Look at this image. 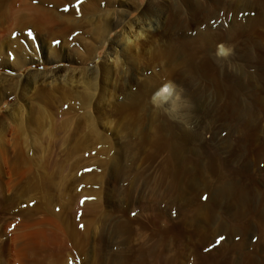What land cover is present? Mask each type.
Listing matches in <instances>:
<instances>
[{
	"label": "rangeland",
	"instance_id": "obj_1",
	"mask_svg": "<svg viewBox=\"0 0 264 264\" xmlns=\"http://www.w3.org/2000/svg\"><path fill=\"white\" fill-rule=\"evenodd\" d=\"M146 1L141 0L140 9ZM128 3L0 0V264H154L161 245L150 238V231L157 236L166 227L187 244L180 251L187 257H178L176 264H223L214 253L205 257L215 243L205 242V236L191 232L184 221L205 202L206 188H166L161 174L133 145L139 130L148 127L143 121L153 103L147 100L145 116L125 104L131 75V89L153 73L159 83L170 81L185 106L207 79L181 82L169 77L170 66L176 64L150 56L166 43V34L137 47L129 61L120 51L117 55L112 46L119 48L120 27L106 33L103 27L120 13L125 21L139 16ZM248 18L264 41V7L244 20ZM237 62L255 73L256 66L243 59ZM95 66L100 72L107 69L108 77L103 79L99 72L91 88L85 81ZM210 89L203 96L209 103L214 101ZM198 112L191 124H207L203 139L208 141L213 120L205 109ZM151 177L159 181L153 183ZM147 180L151 183L145 186ZM147 219L152 228L141 227ZM27 223L42 225L48 240L18 255L14 249L25 241H15ZM116 223L130 226L116 231Z\"/></svg>",
	"mask_w": 264,
	"mask_h": 264
},
{
	"label": "bare ground",
	"instance_id": "obj_2",
	"mask_svg": "<svg viewBox=\"0 0 264 264\" xmlns=\"http://www.w3.org/2000/svg\"><path fill=\"white\" fill-rule=\"evenodd\" d=\"M129 1L139 14L134 20L125 21L126 15L120 13L115 16L120 22L108 23V19L103 27L104 19L99 18L104 33L120 27L116 43L119 48L112 46L116 54L120 51L129 61L137 47H147L150 38L166 34V43L150 56L164 59L167 65H177L170 66L169 77L181 82L197 77L207 79L204 89L191 93L189 106H185L180 104L182 95L170 81L159 83L153 73L137 80L139 84L131 89L135 80L131 75L127 82V107L145 116L150 107L147 104L150 100L153 103L148 120L143 121L148 127L139 130L134 150L144 152L143 159L161 174L166 188H206L205 202L199 205V211L193 209L184 219L191 232L203 234L205 242L210 240L208 244L215 243L205 257L214 253L223 264H264V41L252 28L253 19L244 20L264 7V0H147L143 9L141 0ZM245 23L251 26L246 28ZM238 59L256 66L255 73L239 64ZM114 60L118 61L116 56ZM134 63L130 61L131 65ZM101 70L94 68L85 85L95 86L100 73L107 79L108 70ZM118 84L124 87L122 82ZM206 88L212 89L214 101L210 103L203 99ZM202 109L213 120L208 141L203 139L208 125L191 124L193 116ZM150 183L147 180L144 185ZM147 220L142 228H152L151 219ZM36 226L27 223L19 232L15 242L24 240L25 245L16 246L18 255L48 240L42 225ZM129 226L130 223H116L114 227L122 231ZM157 233L156 236L150 231V238L161 245L154 264H166L165 260L176 264L178 257H187L186 251L180 253L187 245L181 235L169 233L168 227ZM219 235L222 240L217 241Z\"/></svg>",
	"mask_w": 264,
	"mask_h": 264
}]
</instances>
